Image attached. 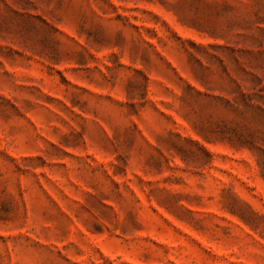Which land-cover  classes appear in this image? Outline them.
<instances>
[{
    "label": "rangeland",
    "instance_id": "rangeland-1",
    "mask_svg": "<svg viewBox=\"0 0 264 264\" xmlns=\"http://www.w3.org/2000/svg\"><path fill=\"white\" fill-rule=\"evenodd\" d=\"M0 264H264V0H0Z\"/></svg>",
    "mask_w": 264,
    "mask_h": 264
}]
</instances>
